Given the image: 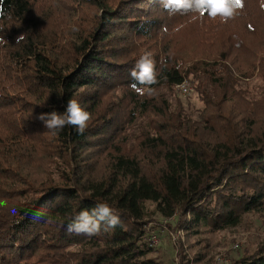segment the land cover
Returning a JSON list of instances; mask_svg holds the SVG:
<instances>
[{
	"label": "trees",
	"instance_id": "1",
	"mask_svg": "<svg viewBox=\"0 0 264 264\" xmlns=\"http://www.w3.org/2000/svg\"><path fill=\"white\" fill-rule=\"evenodd\" d=\"M0 36V264H162L147 256L148 203L196 240L264 211V0L226 22L160 0H0ZM145 51L158 82L138 94ZM183 79L197 120L168 100ZM71 99L90 113L82 134L36 119ZM98 203L121 224L66 230ZM229 264H264V242Z\"/></svg>",
	"mask_w": 264,
	"mask_h": 264
},
{
	"label": "rangeland",
	"instance_id": "2",
	"mask_svg": "<svg viewBox=\"0 0 264 264\" xmlns=\"http://www.w3.org/2000/svg\"><path fill=\"white\" fill-rule=\"evenodd\" d=\"M240 87L245 90L247 97L259 94L261 82L257 77L248 81H240ZM189 93L183 95L174 87L168 100L175 105L176 101L182 106L183 112L193 120H197L202 109V103L190 83ZM44 174L35 172L32 177L41 179ZM151 213V221L146 225V232H154L157 243L153 252L147 256L155 258L162 264H229L243 255L250 254L260 243L264 242V211L258 214L246 213L236 226L227 227L205 239L186 238L171 228L174 218H164L154 212L152 204H147ZM179 231V230H178ZM182 249V253L180 251ZM183 259V262H180Z\"/></svg>",
	"mask_w": 264,
	"mask_h": 264
},
{
	"label": "clouds",
	"instance_id": "3",
	"mask_svg": "<svg viewBox=\"0 0 264 264\" xmlns=\"http://www.w3.org/2000/svg\"><path fill=\"white\" fill-rule=\"evenodd\" d=\"M163 8L170 14L195 13L210 17L219 16L222 21H227L239 14L244 7V0H160ZM21 36L16 38L18 43ZM5 40L0 36V41ZM133 83L130 87L138 94H143L145 87L151 91V85L158 82L155 70V61L150 51H145L136 61L130 71ZM36 119L53 133H57L65 126H74L78 133H83L90 119V113L84 108L78 99L67 102L63 112L52 111L39 114ZM12 214L16 209L10 210ZM121 224V218L115 214L114 209L108 203H98L91 210H81L74 213L67 223L66 230L70 233L83 234L86 237L97 235L102 226L105 230L114 229Z\"/></svg>",
	"mask_w": 264,
	"mask_h": 264
},
{
	"label": "built area",
	"instance_id": "4",
	"mask_svg": "<svg viewBox=\"0 0 264 264\" xmlns=\"http://www.w3.org/2000/svg\"><path fill=\"white\" fill-rule=\"evenodd\" d=\"M175 88L179 93L185 95L189 93L191 89V85L187 79H183L181 82L175 85ZM177 234L178 235L182 234V231L181 230L177 231ZM146 240H147L148 245L153 247L157 243V236L152 231L148 232Z\"/></svg>",
	"mask_w": 264,
	"mask_h": 264
}]
</instances>
